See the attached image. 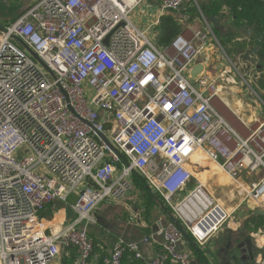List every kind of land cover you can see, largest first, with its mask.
Listing matches in <instances>:
<instances>
[{
  "label": "built area",
  "instance_id": "built-area-1",
  "mask_svg": "<svg viewBox=\"0 0 264 264\" xmlns=\"http://www.w3.org/2000/svg\"><path fill=\"white\" fill-rule=\"evenodd\" d=\"M147 1L37 0L0 31L3 264H54L70 249L78 252L75 264H90L94 213L123 202L135 172L204 248L230 215L190 170L197 153L243 194L242 173L262 175L249 197L264 198V122L247 139L233 133L234 150L222 146L228 126L212 101L223 85L190 77L210 43L220 45L211 24L159 48L131 18ZM188 1L157 0L160 15ZM193 181L196 188L173 204ZM59 211L62 218L48 225L45 214ZM149 244L162 249L150 264H191L176 222L141 241L118 239L104 264H124L127 252L144 259Z\"/></svg>",
  "mask_w": 264,
  "mask_h": 264
},
{
  "label": "crops",
  "instance_id": "crops-1",
  "mask_svg": "<svg viewBox=\"0 0 264 264\" xmlns=\"http://www.w3.org/2000/svg\"><path fill=\"white\" fill-rule=\"evenodd\" d=\"M154 4L158 9L157 0H155ZM158 11L159 21H161V18L167 13L160 15V10L158 9ZM202 27H205V23H202ZM213 29L215 28L213 27ZM184 33H186L187 37H191V35L188 36V29L185 30ZM153 38L155 39L154 36ZM216 47L218 46H210L207 53L211 57L215 56L213 50L216 49ZM219 47L223 55L226 56L229 64L225 66V63L219 62L218 66H216V63L207 60L204 57L205 55H202L196 65H203V74L215 78L219 84L223 85L221 96L214 98L212 104L228 126V129H224L220 132L219 140L222 146L234 150L237 147L234 134L242 139H247L250 134L258 128L260 122L264 121V89H262L255 81V78H253L255 77V70L253 71L252 69V73L246 71L247 77H249L248 81L251 82L250 80H252L253 83L251 84L255 86L258 91V93H253L252 86L247 85L241 77V75H243L241 73L243 72L242 69L240 68L237 72L230 62L231 58L228 52L223 50L222 46L219 45ZM231 51L232 58L235 59L234 57H237V55L234 54L233 48ZM244 62L246 63L247 61ZM192 82L195 84V80H192ZM224 159L225 158L220 155V160L223 161ZM208 162V160L192 159L189 168L195 174L196 178H207L209 180L212 194L217 200L226 203L229 201L232 202L231 206L226 207L232 219L225 225L226 227L224 226L222 228L218 236L210 240L204 248L198 247L194 250L188 245H184L182 249L190 255L191 264L192 262H195V264H204L195 256L197 250L201 252L204 258L211 264H262L264 262V198L259 202H254L253 200H246L244 202V194L240 191L241 189L238 188V190L233 186L232 182H227L222 172L219 171L214 164V167H212ZM261 176L262 175L244 173L241 180L246 187H251L252 184L259 182ZM192 183H194V181ZM132 196L131 193L129 195L130 200L133 198ZM130 200L127 199L120 203H104L94 213L98 223L89 230L94 240V252L90 264H99L101 258L108 257L111 253L113 243L117 239L124 238L138 241L137 239L141 237L138 229L143 228L145 224L137 221L139 227L137 229L135 225L131 224V222H133V219L130 218L131 216L129 219L127 218V215L131 214L129 208L131 206ZM49 214L54 217L58 214L60 218H62L63 215L62 211ZM46 217L47 215L44 216V218ZM60 218L56 217L53 223L57 222ZM158 222L164 226L168 222V219L164 217L163 219L156 220V223ZM244 238L252 241L253 254L251 255L246 252V256L249 254L248 259L231 263L230 260L226 258L228 255L226 250L227 244L231 239L233 241L246 240ZM159 240L161 241V239ZM152 248L154 247L144 246L143 248L145 258L150 261L152 258L151 256L155 255ZM77 260V250H62L54 264H75Z\"/></svg>",
  "mask_w": 264,
  "mask_h": 264
},
{
  "label": "trees",
  "instance_id": "trees-1",
  "mask_svg": "<svg viewBox=\"0 0 264 264\" xmlns=\"http://www.w3.org/2000/svg\"><path fill=\"white\" fill-rule=\"evenodd\" d=\"M196 1L197 5L193 0H189L183 7L182 11L167 12V14L161 18V21L154 29L156 36H154L155 44L159 48H165L169 46L177 36L185 32L186 29L183 25H186V23H184V18L180 17L181 13L190 17L189 19H186L185 22L194 21L195 17H202V14L208 19L209 22L210 18L214 17L220 21L221 27L224 28V30L214 29V33L218 36V38L219 36L223 37L226 42L232 46L235 54L242 56L244 60H246V54H249L251 57V60L249 61V68L254 66L255 81L262 89H264V0ZM193 14L196 15L193 16ZM210 24L212 25L211 22ZM255 49H258L257 54H255ZM132 180L134 186H136L142 192L143 196L142 202L144 214L139 217L148 223L146 224L145 231L147 234L152 235L154 224H156V221L153 220L155 218L152 216L155 208H158L161 213L166 215L168 221L170 222H172L175 217L173 216L172 211L168 208L170 211L169 212L166 206L163 205V202L157 198L158 196H154L151 193L147 187L146 181L136 172L133 173ZM190 187H193V185ZM52 217L48 220V216L45 218V222L48 225H52L54 222L55 217L53 219ZM178 224L182 225L179 222ZM185 231L189 235L191 242L195 243L190 233L186 229ZM185 245H188L194 250L198 248L196 243L193 247L191 243H187L185 241ZM154 249L158 254L162 252L160 247H155ZM195 256H197L198 259L204 264L208 262V260L205 259L198 250L195 252ZM104 259L105 258H101L99 264H104ZM150 263L151 262L146 258L136 259L134 254L130 252H127L124 256V264ZM171 263V260H169L167 264Z\"/></svg>",
  "mask_w": 264,
  "mask_h": 264
},
{
  "label": "rangeland",
  "instance_id": "rangeland-1",
  "mask_svg": "<svg viewBox=\"0 0 264 264\" xmlns=\"http://www.w3.org/2000/svg\"><path fill=\"white\" fill-rule=\"evenodd\" d=\"M37 0H0V26L1 27H5V26H7V25H9V23H14V20L19 16V15H22V13H24L30 6H32V5H34L35 4V2H36ZM155 0H149V1H147V3H145L141 8H139V9H137L133 14H132V16H131V18H132V20H133V22L139 27V29L141 30V31H143L153 42H155V39L153 38V36H155V33H154V23L157 21V20H159V11H158V9H157V7L155 6ZM181 16L180 17H183L184 19V23H186V25H183V26H185L184 28L187 30V29H189V30H196V31H198V30H201L202 28H206V25H207V22H208V24L210 25V23H209V21H208V19L206 18V17H204V15L202 16V17H195V20L194 21H186L185 22V20L186 19H189L190 17L189 16H187L186 14H183V13H181L180 14ZM196 14H193V16H195ZM202 18V19H201ZM200 20H202V21H200ZM200 21V22H199ZM202 23H205V27H202ZM196 24H198V25H196ZM210 27H211V29L212 30H214L213 29V27L210 25ZM219 29H222V30H224V28L223 27H221V24H220V21H219ZM154 34V35H153ZM213 34H214V36L217 38V40H218V42H219V44H220V46H222V49L223 50H225V51H227L228 52V54L230 55V62L234 65V66H236V67H238V70H240V68H242V71L243 72H241L243 75V77L245 78V80H246V82L248 83V85L249 86H252V88H253V91L255 92V93H258V91H257V88H255V86H253L251 83H253V81L252 80H250L251 82H249L248 81V77H247V74H246V71L248 72V73H252V69H253V71L255 70L254 69V66H252V68L250 69L249 68V66H250V64H249V60H243L242 59V57L240 56V55H237V57H234L235 59H233L232 58V46L230 45V44H228L227 42H226V40L223 38V37H221V36H219V38H218V36L214 33V31H213ZM191 35V32H189L188 33V36H190ZM156 37V36H155ZM211 45H213L214 47L217 45L218 47H216V49H214L213 51L215 52V56L214 57H211L207 52H208V50L210 49V46H209V48L207 47V49H206V51L204 52V54L203 55H205L204 57L207 59V60H211L213 63H216L215 65L216 66H218V63L219 62H223V63H225V66L227 65V64H229V62H228V60H227V58H226V56L225 55H223V52H222V50H221V48L219 47V45L215 42V41H212L211 43H210ZM230 46H231V48H230ZM234 54H235V52H234ZM202 57V56H201ZM239 57H241V62H239ZM243 61H247L246 63L245 62H243ZM238 63H240V64H242V66H239V65H237ZM234 68V67H233ZM235 69V68H234ZM245 73V74H244ZM254 74H255V72H254ZM202 75H204V74H202ZM240 78V77H239ZM254 78V77H253ZM197 86V85H196ZM261 96V95H260ZM261 122H264V121H261ZM260 122V123H261ZM251 135V134H250ZM106 144V143H105ZM200 154H202V153H200ZM205 158H207L206 157V155H204V154H202ZM238 158H242V155H240V156H238ZM237 158V159H238ZM236 159V160H237ZM240 159H238L237 161H239ZM207 160L209 161L208 162V164L209 165H211L212 167H214V165H215V163H213L209 158H207ZM214 164V165H213ZM234 165V163L232 164V165H230V167H232ZM210 166V167H211ZM216 166V165H215ZM217 167V166H216ZM207 168H208V166H207ZM217 169L219 170V168L217 167ZM220 171V170H219ZM244 173H248V174H253V175H257V174H255V173H250V172H243L242 173V175L244 174ZM223 174V173H222ZM242 175L240 176V177H242ZM223 176L225 177V179L227 180V182H229V180L226 178V176L223 174ZM199 180H201L202 182H204L205 184H206V189H207V191L209 192V194L211 195V197L214 199V200H217V198L216 197H214L213 196V194H212V190H211V184L209 185V180L207 179V178H200L199 177ZM132 185H133V188H132V190H131V192L129 193V194H131L132 193V199L130 200V197L127 195L126 197H125V199H123L122 201L124 202L125 200H130V204H131V206L129 207L130 208V212H131V214H128L127 215V218L129 219V217L130 218H132L133 219V222H131V224L132 225H135L136 227H137V229L139 228L138 227V222L137 221H139L140 223H142V224H145L144 225V227L143 228H141V229H138L139 230V233L141 234V237H139L137 240L138 241H141V240H143L144 238H147V237H150L151 235H149V234H147L146 233V231H145V228H146V224H148L145 220H143L142 218H140L139 216H142L143 214H144V209H143V196H142V192L136 187V186H134V183H133V180H132ZM238 183H239V186L242 188V184H243V186L245 187V189H247L246 190V193H244V202L246 201V200H253L254 202H257V201H255L254 199H252L251 197H249V196H252L253 195V193H252V188H253V185H255V184H252L251 185V187H246L245 186V184L242 182V180H238ZM147 184V183H146ZM191 185H193V187H190ZM191 185H189V187H187L186 188V190H185V193H182V194H180L181 195V197L184 195V197L188 194V192H191V191H193L196 187H195V183H191ZM147 187H148V189L151 191V193L154 195V196H158V195H156L153 191H152V189H151V187L147 184ZM238 189V188H237ZM239 190V189H238ZM241 191V190H240ZM242 192V191H241ZM180 195L179 196H177L176 198H174V200H173V204H175L176 202H178V200H180L179 199V197H180ZM161 202H163V205L164 206H166V208L168 209H170L171 210V208L166 204V202H165V200L163 199V198H161V197H157ZM182 199V198H181ZM219 203H221L222 205H223V203H224V207H225V209L227 210V208L226 207H228V206H231V201H229L228 203H226V202H224V201H221V200H217ZM238 207V206H237ZM169 209H168V211H169ZM50 211H52V210H50ZM172 211V210H171ZM228 211V210H227ZM53 212V211H52ZM170 212V211H169ZM173 213V212H172ZM228 213H229V211H228ZM45 215H47L48 216V218H47V220L49 219V218H51L52 216H50V214L47 212ZM229 215H230V213H229ZM135 216V217H134ZM152 216H153V218H155V219H153L154 221H156V220H160V219H163L164 217L166 218V215H164L163 213H161L160 212V210L158 209V208H155L154 209V211H153V214H152ZM173 216L175 217V215H174V213H173ZM57 218H60L59 216H58V214H57V216H56ZM56 217H55V219H56ZM231 217V216H230ZM229 217V219L227 220V222L225 223V225L226 224H228V222H229V220H231L232 218H230ZM54 217H52V219H53ZM135 219H137V220H135ZM142 219V220H141ZM132 221V220H131ZM172 222H176L177 224H178V222L180 223V224H182L180 221H178L177 219H176V217H175V219L172 221ZM159 223L160 222H158V223H156V224H154V227L155 228H158V231L163 227V225H162V227L160 228V226H159ZM168 223H171L170 221H168L166 224H168ZM165 224V225H166ZM164 225V226H165ZM224 225V226H225ZM94 226H96V225H94ZM178 226H179V228L182 226V228L184 229V226L183 225H179L178 224ZM153 227V228H154ZM226 227V226H225ZM91 228V227H90ZM181 230V229H180ZM185 230V229H184ZM222 230V229H221ZM157 231V232H158ZM153 232V231H152ZM156 232V233H157ZM182 232V231H181ZM155 233V234H156ZM220 233V232H219ZM218 233V234H219ZM218 234L216 235V236H218ZM152 235H154V233L152 234ZM215 236V237H216ZM192 237V236H191ZM214 237V238H215ZM90 238H91V240H92V242H94V240H93V237H92V235H91V232H90ZM213 238V239H214ZM120 239V238H119ZM185 239V238H184ZM244 239H246V238H244ZM118 240V239H117ZM116 240V241H117ZM194 240V239H193ZM247 240V239H246ZM186 241V240H185ZM230 241H232V242H234L235 243V241H233L232 239L230 240ZM241 242H243L242 240H240ZM247 241H250V240H247ZM195 242V241H194ZM251 243H252V241H250ZM196 243V242H195ZM195 243H193V244H195ZM197 244V243H196ZM93 245H94V243H93ZM198 245V244H197ZM147 247H159V246H155V245H152V244H149V245H146ZM198 247H200L199 245H198ZM144 248V247H143ZM154 248H152L153 250H154V252H155V255L156 254H158L156 251H155V249ZM163 248V247H162ZM201 248V247H200ZM244 249V248H243ZM245 250H246V252H247V250H248V247H246L245 248ZM162 251V250H161ZM246 252H244L242 255L241 254H239V251H237V253H236V255H237V261H241V260H246V259H248V257L246 256ZM228 255H229V252H228ZM228 255H227V257L226 258H228ZM219 256V255H218ZM253 260V259H252ZM237 261H231L230 260V262L231 263H235V262H237ZM209 263V262H208ZM0 264H3L1 261H0ZM171 264H173V263H171ZM211 264V263H210Z\"/></svg>",
  "mask_w": 264,
  "mask_h": 264
},
{
  "label": "water",
  "instance_id": "water-1",
  "mask_svg": "<svg viewBox=\"0 0 264 264\" xmlns=\"http://www.w3.org/2000/svg\"><path fill=\"white\" fill-rule=\"evenodd\" d=\"M210 22L212 23L213 27L217 30L219 29V20L214 18V17H211L210 18ZM0 31H3V28L0 27ZM258 52V49H255V54H257ZM34 55V54H33ZM35 56V55H34ZM245 59L246 60H251V57L249 56V54H246L245 56ZM204 72V66L201 65V64H198L196 65L194 68H192L191 72H190V77L191 79L194 81L196 80L200 75H202ZM103 141L106 143V145L117 155H120V153L113 147V145L111 144V142L104 136V135H101ZM159 226L160 228L162 227V224L159 223ZM181 231H182V234L186 240L187 243H191L192 245H194L192 242H191V239L189 237V235L187 234V232L182 228L180 227ZM158 231V228H153V233L155 234L156 232ZM243 242H241L240 240H237L234 242L230 241L227 246H226V250L227 252H229V255H228V259L231 260V261H237V251H239V254H243L244 252H246L244 248V245L247 244L248 246V250L247 252L249 254H253L254 250L252 248V243L250 241H247V240H242ZM248 254V256H249ZM250 255V256H251ZM247 256V257H248ZM192 264H195V262H192ZM205 264H210V263H205Z\"/></svg>",
  "mask_w": 264,
  "mask_h": 264
},
{
  "label": "bare ground",
  "instance_id": "bare-ground-1",
  "mask_svg": "<svg viewBox=\"0 0 264 264\" xmlns=\"http://www.w3.org/2000/svg\"><path fill=\"white\" fill-rule=\"evenodd\" d=\"M223 120H224V119H223ZM224 122H225V121H224ZM225 123H226V122H225ZM195 159H197V160L199 159V160H203V161L207 160V158H205V157H204L202 154H200V153H197V154L193 157V160H195ZM238 159H240V158H238ZM238 159H237V160H238ZM237 160H236V161H237ZM236 161H235V162H236ZM235 162H234V163H235ZM34 224L36 225V223H34Z\"/></svg>",
  "mask_w": 264,
  "mask_h": 264
},
{
  "label": "flooded vegetation",
  "instance_id": "flooded-vegetation-1",
  "mask_svg": "<svg viewBox=\"0 0 264 264\" xmlns=\"http://www.w3.org/2000/svg\"><path fill=\"white\" fill-rule=\"evenodd\" d=\"M246 247H248L247 244L244 245V249H245Z\"/></svg>",
  "mask_w": 264,
  "mask_h": 264
}]
</instances>
